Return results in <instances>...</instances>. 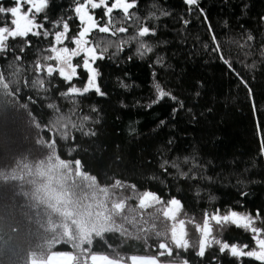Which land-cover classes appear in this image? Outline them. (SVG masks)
Returning <instances> with one entry per match:
<instances>
[{
  "label": "snow or ice",
  "instance_id": "1",
  "mask_svg": "<svg viewBox=\"0 0 264 264\" xmlns=\"http://www.w3.org/2000/svg\"><path fill=\"white\" fill-rule=\"evenodd\" d=\"M183 2L189 13L198 12L203 17L215 45L212 51L235 71L229 53L218 42L207 13L200 7V0ZM12 5L5 7L0 2V14L12 17L10 21L0 18V113L23 110L29 124L38 130L35 145L45 154L38 160H30V153L22 155L10 170L0 168V264H4L6 249L15 255L14 249L8 248L12 237L4 238V226L11 217L16 196L26 198L27 204L21 207L32 210L34 215H26L30 224L37 225L35 232L28 230V237L38 243L28 251L26 264H191L190 257L183 253L195 249L197 257L207 258L213 246L218 247L220 254L227 253L240 264L243 258L264 264V213L261 210L253 214L238 212L235 206L211 212L205 209L198 220L188 215L176 195L165 199L157 191L147 188L141 191L135 183L120 178H108L110 182L101 183L97 175L86 170L82 158H62L61 142L70 145L67 147L69 157L80 148L74 133L82 137L97 134L89 127L90 123H99L91 115L96 112L95 106H89V112L81 115L82 98L90 93L106 95L99 83L101 73L97 62L117 57L132 43L136 45L135 54L141 57L153 51V45L144 38L156 35L157 29L149 23L159 19L154 10L156 5L153 3L147 15L142 16L135 11L139 0H71L55 20L48 13L50 0H12ZM160 15L170 14L161 10ZM259 22L264 25V16ZM189 23L183 19L185 26ZM29 37L36 38L37 45L46 42L44 48L37 46L36 58L32 61L27 57L28 50L33 48ZM253 39L251 32H247L245 44L238 46L250 47L247 42ZM112 48L115 51L109 54ZM251 54V51L244 53L245 56ZM260 54L264 56V41H261ZM77 57L80 59L75 60ZM156 63H162V58ZM80 70L86 73L87 79L78 86L73 81L81 79ZM57 77L65 86L58 92L60 85L54 83ZM241 83L247 86L243 78ZM121 86L129 87L123 82ZM153 87L155 99L148 107L165 98L183 107V102L159 82H154ZM251 96L249 89V98ZM35 106L40 108L39 118L33 114ZM172 111L176 113L177 109ZM45 115H48L47 121ZM164 125L165 121L161 120L157 127ZM257 133L264 137V123L257 125ZM13 151L11 138L0 131V152L4 153L0 161ZM261 155L264 156V140ZM192 159L185 157L183 164H189ZM198 166L193 162L188 171H183L178 160L165 159L160 164L166 174H170L169 168L175 169L177 179H196L191 174ZM147 179L158 180L159 177L153 175ZM9 184L14 189L11 205L2 203L9 199L2 190ZM189 225L198 234L195 243L190 239ZM231 226L248 233L252 243L224 239ZM57 246L67 248L60 250ZM133 246H139L144 254L131 252ZM214 262H217L216 255H212L209 264Z\"/></svg>",
  "mask_w": 264,
  "mask_h": 264
},
{
  "label": "trees",
  "instance_id": "2",
  "mask_svg": "<svg viewBox=\"0 0 264 264\" xmlns=\"http://www.w3.org/2000/svg\"><path fill=\"white\" fill-rule=\"evenodd\" d=\"M0 2L5 7L13 6L12 0ZM70 2L50 0V18L57 19ZM153 3L159 19L149 23L157 32L155 36L144 38L153 45V51L141 57L135 54L136 45L132 43L117 57L97 62L101 73L99 83L106 95L90 93L82 98L81 113H88L89 106H95L96 112L91 115L99 123H90L89 127L97 134L82 137L74 133L80 148L69 157L67 147L70 145L61 142L62 158H82L86 170L97 175L101 183L110 182L108 178H120L135 183L141 191L146 188L157 191L165 199L176 195L188 215L198 220L205 209L211 212L229 206H235L234 210L238 212L254 214L259 209L264 213V156L261 155L264 137L257 133V125L264 123V56L260 54L264 25L259 22L264 16V0H200V7L207 13L218 42L229 53L235 71L212 51L215 45L207 31L208 25L203 23L198 12L189 13L183 0H139L135 11L147 15ZM161 10L170 15H160ZM0 18L12 19L10 14H0ZM38 18L42 19V15ZM183 19L189 20V25L185 26ZM247 32H251L254 39L247 42L250 47L241 49L238 45L245 44ZM29 38L33 48L28 50L27 57L32 61L36 58L37 46L44 48L46 42L37 45L36 38ZM114 51V48L110 49L109 54ZM249 51L252 54L245 56L244 53ZM129 56L133 59L129 60ZM158 58H162V63H156ZM253 64L254 67H247ZM80 72L81 79L73 81L78 86L87 79L86 73ZM241 78L247 86L241 83ZM121 82L129 87H122ZM154 82L171 91L183 102V107L168 98L148 107L155 99ZM54 83L60 85L57 92L64 90L58 77ZM249 89L252 90L251 98ZM63 103L67 104L66 101ZM173 108L177 109L176 113ZM33 114L39 118V106H35ZM44 119L47 121L48 115ZM161 120L165 125L157 127ZM0 131L11 138L14 149L0 161V168L10 170V166L15 167L16 159L29 153L30 160L43 158L45 153L35 145L38 130L29 124V117L23 110L0 113ZM3 155L0 152V156ZM185 157L193 159L185 165ZM165 159L180 161L183 171H188L193 162L197 163L199 166L191 174L196 179H177L176 170L171 168L170 174L164 173L160 164ZM153 175L159 179H147ZM2 190L9 197L2 203L13 204L12 185ZM14 204L11 217L4 226V238L12 237L8 248L14 249L15 255L6 249L4 264H26L28 251L38 243L28 237V230L31 228L35 232L37 225L30 224L26 215H34L32 210L21 207L27 204L25 197L16 196ZM12 228L19 231L12 232ZM189 230L192 233L190 239L195 243L198 234L191 225ZM224 239L252 243L250 235L235 226L225 232ZM57 247L60 250L67 248ZM131 252L144 254L139 246H133ZM183 255L190 257L191 264H209L212 255L217 257L214 264H240L227 253L220 254L216 246L208 250L207 258L197 257L195 249H189ZM243 264L258 262L243 258Z\"/></svg>",
  "mask_w": 264,
  "mask_h": 264
},
{
  "label": "rangeland",
  "instance_id": "3",
  "mask_svg": "<svg viewBox=\"0 0 264 264\" xmlns=\"http://www.w3.org/2000/svg\"><path fill=\"white\" fill-rule=\"evenodd\" d=\"M69 47H74V45H71V46H69Z\"/></svg>",
  "mask_w": 264,
  "mask_h": 264
}]
</instances>
